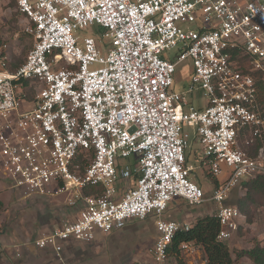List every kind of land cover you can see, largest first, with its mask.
<instances>
[{"label": "built area", "instance_id": "2783aa9c", "mask_svg": "<svg viewBox=\"0 0 264 264\" xmlns=\"http://www.w3.org/2000/svg\"><path fill=\"white\" fill-rule=\"evenodd\" d=\"M16 2L34 42L18 64L0 36V170L24 199L81 204L35 245L61 256L69 240L155 215L153 264H169L175 234L192 226L162 217L176 198L212 201L218 239H230L243 217L226 204L232 190L264 175V148L249 152L264 136L255 75L264 72V0ZM90 26L101 34L78 33ZM187 59L192 84L178 91L174 73ZM198 89L204 108L190 102ZM192 136L199 165L188 160ZM206 167L218 181L210 195L195 176ZM87 186L103 190L85 195Z\"/></svg>", "mask_w": 264, "mask_h": 264}, {"label": "rangeland", "instance_id": "374dc122", "mask_svg": "<svg viewBox=\"0 0 264 264\" xmlns=\"http://www.w3.org/2000/svg\"><path fill=\"white\" fill-rule=\"evenodd\" d=\"M27 25L28 21L19 11L16 0H0V36L7 41L16 63L22 62L33 46L34 39L27 32ZM97 32L101 34L100 27L90 26L79 30L78 33L88 36L96 35ZM104 40L107 41L106 38ZM193 71L194 65L191 59L180 61L174 73L173 89L187 90L192 84ZM190 102L197 108H204L207 98L203 90H195L190 95ZM187 129L192 132V129ZM192 143L194 151L190 159L188 156V160L194 165H199L201 157L198 159V152L201 144L199 140ZM249 152L252 153L253 150L250 149ZM205 169L202 171L197 168L195 174L198 173L203 177L204 189L207 195H210L215 181L208 174V167ZM128 185L126 182L120 183V187ZM246 193L247 190L243 184L237 186L226 202L229 205H239L243 213L238 230L230 239L225 240L235 259L242 250L251 249L258 244L264 245V201L258 196L250 200ZM242 198L244 205L240 206L239 200ZM211 214H216L215 204L212 201L191 205L183 198H176L162 217L167 220H176L181 224L193 225L199 218ZM76 215L77 210L69 205V197L66 195L59 199H52L49 204L43 202L31 204L19 192L10 188L8 180L3 177L0 170V241H12L17 238L18 241L33 242L29 250L26 248L30 253L27 257L22 256V259L17 256L15 258L7 256L3 264H59L51 253L40 250L34 243L43 233L75 219ZM155 223L154 217L131 221L124 229L93 240L92 243L85 242L79 251L71 254L73 260L67 264H108V262L110 264H153L151 249L157 237ZM34 245L37 252L31 250ZM4 252L7 254L6 251ZM182 258L186 264L206 263V255L199 246L197 253H183ZM237 262L256 264L247 255L238 258ZM169 264H180V262L171 255Z\"/></svg>", "mask_w": 264, "mask_h": 264}, {"label": "trees", "instance_id": "16d2710c", "mask_svg": "<svg viewBox=\"0 0 264 264\" xmlns=\"http://www.w3.org/2000/svg\"><path fill=\"white\" fill-rule=\"evenodd\" d=\"M19 62L18 64H20ZM17 67V65L15 66ZM258 84V97L264 109V72H255ZM264 147V136L257 141V144L252 149V155L257 154L258 149ZM87 162V158L82 159ZM218 183L217 179H214ZM243 187L246 188L247 198L252 200L256 196L264 201V175H257L243 182ZM101 186H87L83 189L85 195L101 193ZM255 195V196H254ZM240 206L244 205V199L239 200ZM239 207V205H237ZM240 208V207H239ZM241 209V208H240ZM220 231V223L216 214L205 215L199 218L188 230H179L173 239L171 246V255H173L180 264H186L182 258L183 252L180 250V245L185 242H194L201 247L206 255L205 264H240L238 258L247 255L256 264H264V245L258 244L251 249L242 250L238 253L236 259L232 255V251L226 241L218 239ZM0 264H3V255L0 251ZM140 264V263H131Z\"/></svg>", "mask_w": 264, "mask_h": 264}, {"label": "crops", "instance_id": "0c3cea01", "mask_svg": "<svg viewBox=\"0 0 264 264\" xmlns=\"http://www.w3.org/2000/svg\"><path fill=\"white\" fill-rule=\"evenodd\" d=\"M24 16V15H23ZM25 17V16H24ZM26 19V18H25ZM27 20V19H26ZM23 62V61H22ZM192 141L195 143L196 141H197V138H195L194 136H192ZM191 141V142H192ZM256 144H257V142H256ZM193 143H192V149H191V151H190V153H189V159H190V157H191V154L193 153V151H194V149H193ZM255 147V146H254ZM253 147V148H254ZM253 148H251V149H253ZM261 148V147H260ZM259 148V149H260ZM262 148H264V147H262ZM259 149H258V151H259ZM199 154H198V156H199V158L198 159H200V154H201V146L199 147V152H198ZM258 153V152H257ZM256 155V154H255ZM197 159V160H198ZM128 163V162H136V160L134 159V158H132L131 160H123V162L121 163V164H124V163ZM200 170H202L203 171V169L202 168H200ZM205 171V170H204ZM137 174V173H136ZM195 176H196V178H197V181L201 184V185H203L204 186V182H203V177L202 176H200L198 173L197 174H195ZM123 182H121V184H122ZM119 186H120V184H119ZM64 196V195H63ZM67 196V195H66ZM61 196H59V197H53V198H36V197H33V198H28L27 200H29L30 202H31V204H35V203H37V202H43V203H47V204H49V203H51L52 202V199H59ZM70 205V204H69ZM235 205V204H234ZM70 206H73V207H75L76 208V210H77V215H76V217H75V219L77 218V216H78V213H79V210H80V208H81V204H76V205H70ZM148 217H154L155 218V222H156V216L155 215H150V216H148ZM74 220V219H73ZM135 220H140V219H133V220H131V221H135ZM170 220H172V219H170ZM71 221V220H70ZM131 221H129L127 224H126V226L125 227H127V225L131 222ZM67 222V221H66ZM65 223V222H64ZM62 225V224H61ZM155 226H156V223H155ZM124 227V228H125ZM123 228V229H124ZM121 230V229H120ZM115 231H119V230H114V231H112V232H110V233H102V232H98L97 234H96V238L94 239V241L95 240H98L100 237H103V236H105V235H109V234H112V233H115ZM155 231H157V228L155 227ZM94 241H92V242H94ZM92 242H88V243H92ZM84 243H85V241H82V240H76V239H72V240H69L67 243H65V248H64V250L61 252V256H58L57 255V253L54 251V250H52V249H50V248H48V249H41V248H39L40 250H43V251H46V253H51L52 255H53V257H54V259L56 260V261H59V264H67V263H69V262H71V260H73V258L71 257V254H73L74 253V251H79L80 249H81V246L82 245H84ZM33 244V242L31 243V241H18V239L16 238L15 240L13 239L12 241H0V251H1V253H2V255H3V260H6L5 258L7 257V256H11V257H16L17 256V258L18 257H22V256H24V257H27L30 253L27 251V250H29V247L31 246ZM35 244V243H34ZM37 247V246H36ZM26 248H27V250H26ZM38 248V247H37ZM37 248H35V245H34V247H33V249H31L32 251H34V252H37L38 250H37ZM24 250V251H23ZM4 251H6V253L7 254H5V252ZM108 252V251H107ZM152 256V255H151ZM22 259H23V257H22ZM76 264V263H75ZM81 264V263H80ZM106 264V263H105ZM108 264H110V262H108Z\"/></svg>", "mask_w": 264, "mask_h": 264}]
</instances>
